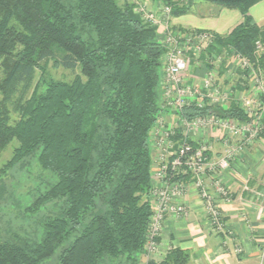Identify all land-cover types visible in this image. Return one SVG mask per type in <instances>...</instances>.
Masks as SVG:
<instances>
[{
    "label": "trees",
    "instance_id": "obj_1",
    "mask_svg": "<svg viewBox=\"0 0 264 264\" xmlns=\"http://www.w3.org/2000/svg\"><path fill=\"white\" fill-rule=\"evenodd\" d=\"M153 1L170 5L172 16L194 2ZM204 1L242 16L229 33L216 34L209 52L224 47L251 58L261 36L249 9L260 0ZM161 52L155 29L120 0H0V151L16 142L1 173L36 157L55 176L32 203L22 210L17 204V225L0 214V264L188 263L190 253L180 247L161 261H141ZM49 61L78 72L69 81L54 79ZM35 71L34 87L22 99ZM222 114L246 116L232 104ZM4 193L0 178L1 202ZM48 204L54 209L45 211Z\"/></svg>",
    "mask_w": 264,
    "mask_h": 264
},
{
    "label": "built area",
    "instance_id": "obj_2",
    "mask_svg": "<svg viewBox=\"0 0 264 264\" xmlns=\"http://www.w3.org/2000/svg\"><path fill=\"white\" fill-rule=\"evenodd\" d=\"M128 1L142 23L155 29L162 47L160 101L148 136L151 216L144 250L154 254L165 219L189 215L184 198L190 193L210 230L227 231L220 204L233 193L221 172L238 176L232 163L264 138V41H255L251 58L224 47L209 52L216 33L174 30L170 5L150 8L145 0ZM231 104L246 113L244 119L222 114ZM248 181L242 176V188L253 192ZM241 218L250 227L246 211Z\"/></svg>",
    "mask_w": 264,
    "mask_h": 264
},
{
    "label": "crops",
    "instance_id": "obj_3",
    "mask_svg": "<svg viewBox=\"0 0 264 264\" xmlns=\"http://www.w3.org/2000/svg\"><path fill=\"white\" fill-rule=\"evenodd\" d=\"M145 2L150 8L158 4L153 0ZM120 3L127 4L130 15L141 20L127 0H120ZM191 8L195 13L180 18L172 16L171 25L174 30H208L223 35L242 20L237 9L204 0H194ZM249 15L259 27L264 41V0L252 5ZM216 149L219 150L218 147ZM231 166L238 176L228 170L221 172L222 181L233 193L230 201L220 204L227 223V233L210 230L199 200L194 193H190L185 198L190 208L189 215L185 218L168 216L164 221L160 237L163 253L170 247L185 249L190 253L187 264L258 262L261 246L258 248L257 245L264 237V138L247 148L243 157L234 161ZM242 176L249 178L248 185L253 192L243 190ZM251 200L255 201L248 205ZM242 211H246L252 230L241 218ZM236 244L243 246V253L234 252ZM143 259L142 261H146Z\"/></svg>",
    "mask_w": 264,
    "mask_h": 264
},
{
    "label": "rangeland",
    "instance_id": "obj_4",
    "mask_svg": "<svg viewBox=\"0 0 264 264\" xmlns=\"http://www.w3.org/2000/svg\"><path fill=\"white\" fill-rule=\"evenodd\" d=\"M127 2L129 4L128 0ZM193 13L195 12H193L192 8L190 7L188 12L178 15L177 18ZM47 68V71L52 78L66 81L71 80L75 73L78 72V70L71 71L60 66H54L52 61L48 62ZM38 75L39 72L35 71L33 77L28 81V84H26V87L22 89V99L30 95L38 78ZM8 106L12 120L17 119L18 111L15 109L17 105H15V103L13 102ZM15 144L16 142L12 141L4 150L0 151V178H2L5 186L4 200L2 202L0 201V214L5 221L13 218L14 221L11 222L13 223V225H17L20 222V219L16 216L17 213H19L17 204L22 210V208L33 202L39 192L44 191L48 187V185L55 181L54 174L40 168L36 157L29 158L26 161L27 163L23 166H21L20 164H15L13 167L7 169L6 173H1L3 165L8 159H10L12 155V150ZM43 209L46 211L54 209V207L51 204H48L47 206L43 207ZM36 218L37 214H34L33 219ZM249 228L251 229V226ZM162 230L160 235L156 239V253L153 254L144 250V253L141 256V261L142 258H144L145 260L154 259L161 261L166 256L168 250L172 248L170 247L165 253L161 251L160 237L162 234ZM260 246L261 248L259 249L260 256L258 258V262H250L248 264H264V237H262L261 241L258 242L257 247L259 248ZM235 247H237V249L239 250L238 254L244 252V248L242 245L236 244L234 246V252ZM51 259L43 262V264H54V260Z\"/></svg>",
    "mask_w": 264,
    "mask_h": 264
}]
</instances>
